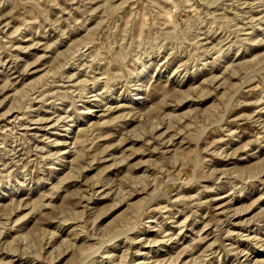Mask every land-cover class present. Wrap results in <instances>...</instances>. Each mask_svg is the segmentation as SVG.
<instances>
[{
  "label": "rangeland",
  "instance_id": "374dc122",
  "mask_svg": "<svg viewBox=\"0 0 264 264\" xmlns=\"http://www.w3.org/2000/svg\"><path fill=\"white\" fill-rule=\"evenodd\" d=\"M0 264H264V0H0Z\"/></svg>",
  "mask_w": 264,
  "mask_h": 264
}]
</instances>
